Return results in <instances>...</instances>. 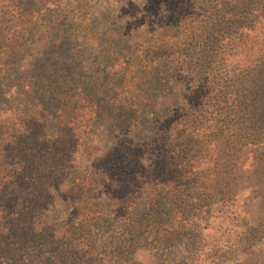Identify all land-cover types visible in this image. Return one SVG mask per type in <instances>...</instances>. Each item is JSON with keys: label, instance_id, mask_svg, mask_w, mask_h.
<instances>
[{"label": "trees", "instance_id": "1", "mask_svg": "<svg viewBox=\"0 0 264 264\" xmlns=\"http://www.w3.org/2000/svg\"><path fill=\"white\" fill-rule=\"evenodd\" d=\"M64 1L0 0V264H264V0H142L127 51Z\"/></svg>", "mask_w": 264, "mask_h": 264}, {"label": "rangeland", "instance_id": "2", "mask_svg": "<svg viewBox=\"0 0 264 264\" xmlns=\"http://www.w3.org/2000/svg\"><path fill=\"white\" fill-rule=\"evenodd\" d=\"M140 3L142 4V0H65L64 5L61 8L55 10V13H50V15L52 16L51 18L65 15V17H67V25L73 24L72 26H69L70 33H75L78 36L82 37V39H78L77 43L83 46L85 45V39L87 36L86 33L83 34V32L85 31V20L89 18L95 21V19L99 18L100 26L97 25L93 28L94 31L90 32H94L95 34H102L101 36L107 38L103 40L112 41L113 45L121 47L124 51H127L138 45V43H136L134 40L130 41L129 36L124 35L129 32V28L134 30L139 27V30L141 32H154L155 24L153 22L152 16L147 12H136L135 10V6ZM145 7L146 6L142 8ZM71 19L73 21L70 22ZM125 22H129L130 24L126 25ZM113 205L114 203L112 201L110 202L109 200H106L102 204L106 212ZM132 212L136 215H141L143 213L151 214V212L149 211V206L144 200L140 201L139 204L132 210ZM160 215L161 214H159V216ZM188 241L189 236L184 235L181 242H178L174 246H170L168 249H166L165 247L157 248L158 245H156L155 243V245L150 247V255L145 253L144 261L148 262L147 264H154L152 260L155 258L154 256H157L158 253L160 254L159 256H166L167 253L175 252V254L173 255L174 257H179L183 253H190L195 249V245H193L194 242L193 244H191L192 251L189 250V247L187 245L182 246ZM188 245H190V241ZM124 264H130V262H125Z\"/></svg>", "mask_w": 264, "mask_h": 264}]
</instances>
